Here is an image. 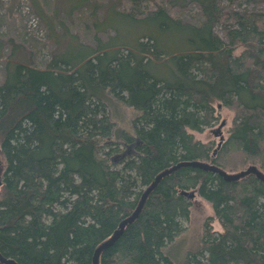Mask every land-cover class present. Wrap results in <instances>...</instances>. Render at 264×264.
<instances>
[{
    "label": "trees",
    "instance_id": "16d2710c",
    "mask_svg": "<svg viewBox=\"0 0 264 264\" xmlns=\"http://www.w3.org/2000/svg\"><path fill=\"white\" fill-rule=\"evenodd\" d=\"M128 1L130 11L117 12L122 20L154 24L155 32L115 43L118 31L95 46L66 48L44 67L27 61L4 69L0 255L17 264H91L155 176L179 162L228 173L251 164L264 173V11L190 0L198 8L191 23L164 5L177 0ZM167 31L187 42L169 53ZM106 93L136 111L120 142L111 139ZM215 102L234 113L218 148L192 133L216 121ZM195 198L212 214L181 264H264V181L253 173L225 180L191 165L160 178L98 264H175L164 248Z\"/></svg>",
    "mask_w": 264,
    "mask_h": 264
},
{
    "label": "rangeland",
    "instance_id": "374dc122",
    "mask_svg": "<svg viewBox=\"0 0 264 264\" xmlns=\"http://www.w3.org/2000/svg\"><path fill=\"white\" fill-rule=\"evenodd\" d=\"M32 1L0 0V81L8 64L33 61L37 66L44 67L54 55L78 43L95 46L96 39L106 41L118 31L119 34L113 37L115 43H133L143 33L156 31L154 24H135L122 20L123 17L117 12L130 11L128 0ZM172 4L171 7L164 4L172 15L186 22L197 21L198 8L193 1L177 0ZM220 5L238 11H264V3L260 1L220 0ZM214 32L224 38L219 24L214 26ZM165 38L163 45L167 47L169 53H173L187 42L188 35L177 36L167 31ZM141 39L146 40L145 37ZM105 100L115 124L111 139L120 142L121 131H132L131 120L136 111L116 100L110 93H106ZM214 107L218 116L216 121L205 127L202 132L192 133L200 141H212L214 147L218 148L228 135L234 113L221 106L219 102H215ZM131 150L132 147L128 146L127 151ZM4 165V159L0 154V178ZM248 166L249 164H244L235 172ZM211 214L212 209L207 202L201 198L192 201L188 219L180 220L179 235L164 248V252L175 264H181L186 250L198 248L203 221ZM212 228L220 230L221 226L214 220Z\"/></svg>",
    "mask_w": 264,
    "mask_h": 264
},
{
    "label": "water",
    "instance_id": "95a60500",
    "mask_svg": "<svg viewBox=\"0 0 264 264\" xmlns=\"http://www.w3.org/2000/svg\"><path fill=\"white\" fill-rule=\"evenodd\" d=\"M187 165H191V166H195L198 168H202V169H206V170H210L212 172L218 173L219 175H221L225 180H237L240 177L245 176L246 174L249 173H253L255 176H257L259 179H261L262 181H264V173L262 171H260L256 166L254 165H249L246 169L235 172V173H228L226 171H224L223 169L215 166V165H210L207 164L205 162H199V161H187V162H179L169 168L164 169L163 171H161L160 173H158L155 178L153 179V181L144 189L138 204L136 206V208L134 209V211L125 219H123L122 221H120L118 228L111 234L110 237H108L106 240H104L102 243H100L93 254L92 257V263L91 264H98V259H99V253L101 250H103L105 247H107L108 245H110L121 233L122 229L124 228V226L131 222L132 220L135 219V217L138 215L139 211L141 210L143 203L147 197V195L150 193V191L155 187V185L157 184V182L160 180V178L164 175H167L171 172H173L174 170H176L177 168L181 167V166H187ZM186 195H188L189 197H193L194 193H187V192H183ZM0 261L5 263V264H17L13 259L10 258H5L2 255H0Z\"/></svg>",
    "mask_w": 264,
    "mask_h": 264
}]
</instances>
